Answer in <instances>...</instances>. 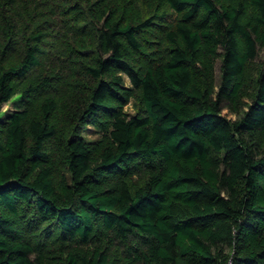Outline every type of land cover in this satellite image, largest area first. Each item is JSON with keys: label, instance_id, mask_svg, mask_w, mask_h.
I'll return each instance as SVG.
<instances>
[{"label": "trees", "instance_id": "trees-1", "mask_svg": "<svg viewBox=\"0 0 264 264\" xmlns=\"http://www.w3.org/2000/svg\"><path fill=\"white\" fill-rule=\"evenodd\" d=\"M164 1L180 14L170 49L143 68L129 51L165 12L123 20L99 8L94 52L69 59L93 85L63 135L68 78L55 92L33 76L47 20L18 25L31 11L0 0V108L20 99L0 117V264H264V56L246 109L240 99L264 47V0ZM219 48L213 91L197 62ZM86 125L101 132L93 143Z\"/></svg>", "mask_w": 264, "mask_h": 264}, {"label": "rangeland", "instance_id": "rangeland-1", "mask_svg": "<svg viewBox=\"0 0 264 264\" xmlns=\"http://www.w3.org/2000/svg\"><path fill=\"white\" fill-rule=\"evenodd\" d=\"M25 6L28 14L15 16L18 25L22 20L26 23L29 18V24L34 27L38 22L46 21L44 29L49 32V37L45 43V51L41 55V64L34 73V77L49 76L47 87L49 91L63 92L61 81L66 77L68 82L65 87L64 97L62 99V110L66 114L65 133L60 131V135H67L72 129L73 124H79L76 119L84 109V106L76 105V102L82 101L83 96L89 92L90 80L83 75H79V70L73 68L70 73V56L71 54L83 55L90 54L95 49V32L96 24L99 22V8L103 4L116 12V16L123 20H140L144 19L155 10L165 12L166 21L153 19L152 28L143 31L144 45L136 52H130L129 56L136 66L143 68L150 62L163 60L170 49V42L166 35L167 31L174 28L175 21L179 19L180 14L169 8L164 0H20ZM150 1L152 4L150 5ZM233 2V0H226ZM28 3V5H26ZM30 4V5H29ZM74 5L79 6L78 11H73ZM22 10V9H21ZM72 10V11H71ZM33 16H35L33 18ZM158 20V21H156ZM45 22V21H44ZM27 24V23H26ZM25 26V25H24ZM24 28V27H22ZM222 48H219L217 54L208 55L201 52L197 62V77L203 86H208L216 91L221 80L222 66ZM264 56V47L259 48L258 55L250 62L246 75L245 84L240 93L241 105L246 109L251 101V95L256 87V79L259 74V62ZM74 65V64H73ZM126 84H130V79L125 77ZM67 91V92H66ZM20 99L14 98L6 103L1 104L0 117L4 111L13 110ZM71 100V101H70ZM71 102L70 107L68 104ZM81 105V103H80ZM140 105L139 94L131 97L125 104V109L130 113H136ZM61 107L57 112H60ZM60 109V110H59ZM223 112L230 117H237L239 114L232 107L231 100L225 99L223 102ZM78 126V125H76ZM82 136L89 142L93 143L101 135L100 131L92 125L83 127Z\"/></svg>", "mask_w": 264, "mask_h": 264}]
</instances>
